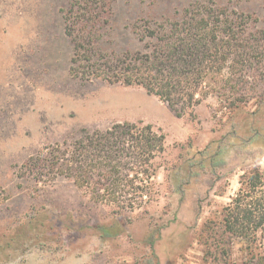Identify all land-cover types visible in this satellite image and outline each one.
<instances>
[{"label":"rangeland","instance_id":"374dc122","mask_svg":"<svg viewBox=\"0 0 264 264\" xmlns=\"http://www.w3.org/2000/svg\"><path fill=\"white\" fill-rule=\"evenodd\" d=\"M76 1L0 0V264H256L257 256L264 257V236L252 244L235 240L230 259L219 262L205 259L201 239L205 222L220 219L237 192L240 175L264 168V147L229 137L223 152L227 164L216 184L199 180L184 195L178 193L171 175L182 156L228 134L232 110L211 93L195 107V116L179 117L143 87L73 75L65 14ZM198 1L208 0H116L114 43L108 46L141 48L145 44L132 33L139 18ZM215 1L250 16L247 33L256 47H264V0ZM252 74L249 85L256 87L259 69ZM247 101L242 109L254 111L257 99ZM139 120L167 135L147 212L114 218L111 206L93 202L72 180L36 181L23 169L46 146L82 127L106 129ZM97 224L114 225L117 233L107 236ZM151 227L160 230L154 248Z\"/></svg>","mask_w":264,"mask_h":264},{"label":"trees","instance_id":"16d2710c","mask_svg":"<svg viewBox=\"0 0 264 264\" xmlns=\"http://www.w3.org/2000/svg\"><path fill=\"white\" fill-rule=\"evenodd\" d=\"M115 1L77 0L66 11V33L73 43L70 72L143 87L179 117L195 116V107L206 95L216 93L224 99L233 112L228 134L204 149L188 151L171 175L181 195L195 181L213 187L227 164L223 152L229 137L243 146L264 147V47H256L253 34L247 33L250 16L215 0L193 2L173 13L139 18L132 33L145 45L119 50L108 46L114 43L110 29ZM253 69H259L256 87L249 85ZM251 97L257 99V107L246 113L241 103ZM166 141L161 128L144 120L115 122L106 129L82 127L46 146L23 169L36 181L59 176L72 180L93 202L111 206L114 218H119L140 209L147 212L146 205L156 196L158 160L166 152ZM97 226L107 236L117 233L114 225ZM150 231L154 248L160 230ZM261 236L264 168L257 166L240 175L239 188L221 218L205 222V259L227 261L235 240L252 244ZM256 264H264V257L257 256Z\"/></svg>","mask_w":264,"mask_h":264}]
</instances>
